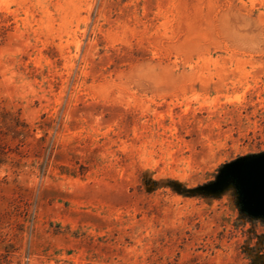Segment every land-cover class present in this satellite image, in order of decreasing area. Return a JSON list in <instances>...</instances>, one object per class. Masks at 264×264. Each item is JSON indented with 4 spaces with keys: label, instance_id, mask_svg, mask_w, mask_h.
Segmentation results:
<instances>
[{
    "label": "rangeland",
    "instance_id": "obj_1",
    "mask_svg": "<svg viewBox=\"0 0 264 264\" xmlns=\"http://www.w3.org/2000/svg\"><path fill=\"white\" fill-rule=\"evenodd\" d=\"M262 152L264 0H0V264H264Z\"/></svg>",
    "mask_w": 264,
    "mask_h": 264
},
{
    "label": "water",
    "instance_id": "obj_2",
    "mask_svg": "<svg viewBox=\"0 0 264 264\" xmlns=\"http://www.w3.org/2000/svg\"><path fill=\"white\" fill-rule=\"evenodd\" d=\"M232 188L240 211L264 221V152L235 159L225 164L215 180L197 191L216 195Z\"/></svg>",
    "mask_w": 264,
    "mask_h": 264
}]
</instances>
